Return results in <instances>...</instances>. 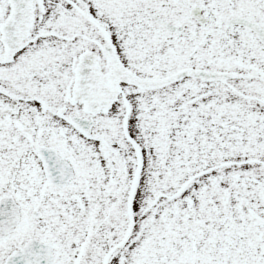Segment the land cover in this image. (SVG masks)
Wrapping results in <instances>:
<instances>
[{"label":"snow or ice","instance_id":"6c2138e0","mask_svg":"<svg viewBox=\"0 0 264 264\" xmlns=\"http://www.w3.org/2000/svg\"><path fill=\"white\" fill-rule=\"evenodd\" d=\"M0 264H264V0H0Z\"/></svg>","mask_w":264,"mask_h":264}]
</instances>
